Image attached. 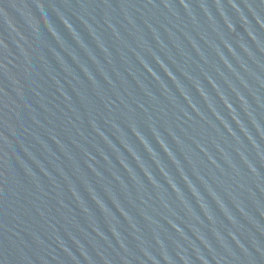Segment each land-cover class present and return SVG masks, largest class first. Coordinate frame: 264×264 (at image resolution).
Returning <instances> with one entry per match:
<instances>
[{
	"label": "water",
	"instance_id": "1",
	"mask_svg": "<svg viewBox=\"0 0 264 264\" xmlns=\"http://www.w3.org/2000/svg\"><path fill=\"white\" fill-rule=\"evenodd\" d=\"M0 264H264V0H0Z\"/></svg>",
	"mask_w": 264,
	"mask_h": 264
}]
</instances>
